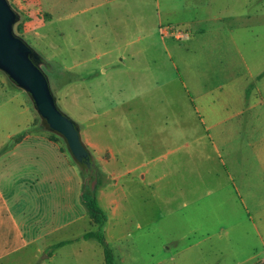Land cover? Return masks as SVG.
I'll return each instance as SVG.
<instances>
[{
	"label": "rangeland",
	"instance_id": "obj_1",
	"mask_svg": "<svg viewBox=\"0 0 264 264\" xmlns=\"http://www.w3.org/2000/svg\"><path fill=\"white\" fill-rule=\"evenodd\" d=\"M34 2L33 20L13 5L14 33L47 63L57 106L91 153L115 264H264V0ZM0 81L60 151L55 180L70 167L66 212L58 183H43L55 216L41 213L23 232L70 221L44 243L77 248L95 230L80 198L81 170L62 139L44 130L28 96L1 72ZM150 169L157 187L140 179ZM115 183L132 192L120 205L121 245ZM34 248L8 254L4 264H32ZM48 253L36 264H48ZM59 258L78 263L71 251Z\"/></svg>",
	"mask_w": 264,
	"mask_h": 264
},
{
	"label": "crops",
	"instance_id": "obj_2",
	"mask_svg": "<svg viewBox=\"0 0 264 264\" xmlns=\"http://www.w3.org/2000/svg\"><path fill=\"white\" fill-rule=\"evenodd\" d=\"M25 2L27 3V10L20 6L19 2L15 1L14 3L20 10L26 12L25 15L30 20H33L36 15L33 12V3L35 2L34 0H26ZM12 3L10 2L12 8H14L15 4ZM155 3L158 7V1H155ZM54 11L55 5L48 9L49 15L52 16ZM192 26V23H186L181 27ZM158 28L160 27L158 26ZM34 121V117L25 107L20 96L0 81V264H4V259L8 254L34 246L35 260L33 259L32 264H36L40 255L45 252H49L46 257L48 264H62L59 255L63 251L73 252L74 256L78 257V260L76 259L77 264H104L103 252L97 242L92 239H82V236L87 232L81 236L83 244L77 248H73L74 241L44 243L46 237L69 227L72 224L70 221L39 235L23 232V230H27V226H23V224L28 220L37 222V224L40 223L41 213L55 216L53 206L49 200V193L43 183L47 182L49 185L58 183L61 187V190L57 193V198L63 202L64 212H66V206L69 204L71 190L70 167H68V175L60 181L55 180V176L61 175V172L54 173V170L56 162L61 160L60 156L62 155L51 139L34 128ZM175 137H178V135L176 134ZM64 167L67 168L66 164H64ZM154 173L150 169L141 174L140 179L144 183V187H157L159 179L155 178ZM65 174L66 170L64 169ZM127 189L129 187L117 186V183H115V241L118 245L122 244L126 235V227L123 223L125 218L124 214L120 212V205L123 201H127L129 197L132 198V192L129 190L126 192ZM67 213H70L68 209ZM126 220H128V217ZM112 239H114V236H112ZM61 242L69 243L57 249H52L53 246ZM99 248L101 252H99Z\"/></svg>",
	"mask_w": 264,
	"mask_h": 264
},
{
	"label": "water",
	"instance_id": "obj_3",
	"mask_svg": "<svg viewBox=\"0 0 264 264\" xmlns=\"http://www.w3.org/2000/svg\"><path fill=\"white\" fill-rule=\"evenodd\" d=\"M20 17L8 0H0V72L29 98L45 131L62 139L80 170L95 176L91 153L84 145L78 124L63 114L42 65L47 66L22 38L14 33Z\"/></svg>",
	"mask_w": 264,
	"mask_h": 264
},
{
	"label": "trees",
	"instance_id": "obj_4",
	"mask_svg": "<svg viewBox=\"0 0 264 264\" xmlns=\"http://www.w3.org/2000/svg\"><path fill=\"white\" fill-rule=\"evenodd\" d=\"M81 173H82V185H81V195H80L81 202L85 208L86 214L89 218L91 225L96 227L94 231H89L85 233L82 236V239H85V240L92 239L96 241L97 244L102 249L104 264H114L113 251L107 244L104 233H103V226L105 225L107 221V217L104 211L99 206L97 197H96V191L100 187L98 176L97 174L93 176V174L87 173L86 171H83V170H81ZM68 243L69 242L58 243L55 246H53L52 249L53 250L57 249Z\"/></svg>",
	"mask_w": 264,
	"mask_h": 264
}]
</instances>
